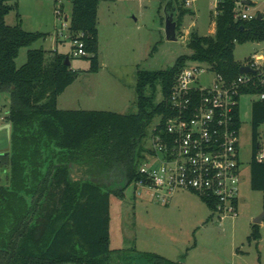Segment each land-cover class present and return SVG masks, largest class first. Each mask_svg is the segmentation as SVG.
<instances>
[{"label":"trees","instance_id":"1","mask_svg":"<svg viewBox=\"0 0 264 264\" xmlns=\"http://www.w3.org/2000/svg\"><path fill=\"white\" fill-rule=\"evenodd\" d=\"M165 1L166 14L174 13L178 27L188 11L185 0ZM99 5L100 0H72L70 18L93 71L99 68ZM17 7L18 0H0V93L9 104L4 119L12 124L10 149L0 152V175H5V181L0 177V264H185L155 252L131 255L111 248V196H123L139 177L150 128L159 117L163 128L174 113L169 97L188 61L236 79L243 63L236 60L235 47L264 40V18H236L235 0H223L215 32L190 33V54L165 69L137 71L134 109H63L59 95L78 71L66 64L68 54L32 47L45 32L26 30L22 21L7 23ZM23 47H30L27 60L18 66ZM251 73L253 82L241 94L264 92L258 72ZM238 115L242 127L240 107ZM262 126L259 97L252 104L250 173L251 187L264 191V158L258 157ZM202 200L212 208L213 200ZM259 235L257 229L253 236Z\"/></svg>","mask_w":264,"mask_h":264},{"label":"rangeland","instance_id":"2","mask_svg":"<svg viewBox=\"0 0 264 264\" xmlns=\"http://www.w3.org/2000/svg\"><path fill=\"white\" fill-rule=\"evenodd\" d=\"M63 11L72 13V0H64ZM165 0H100L99 68L91 70L88 56L70 55L71 41L57 39L60 22L55 15V0H18V7L6 16L7 23L22 25L29 31H43L46 37L32 47L68 54L78 77L61 94L65 101L84 109L125 111L134 109L137 71L165 69L182 54H190V33L212 34L216 14L212 0H192L177 27V39L166 38ZM250 11L264 15V0L250 5ZM179 14L177 10L176 17ZM64 39V38H62ZM30 47H23L16 59L18 66L27 60ZM235 58L245 63L251 56L264 63V40L237 43ZM192 61H188L190 63ZM204 83H208L204 79ZM158 91V98H160ZM259 94L242 93L239 98L241 128L240 158L244 178L241 183L239 215L220 219L196 193L180 191L168 204L156 201L134 184L123 196H111V240L113 249L155 252L185 264H264V191L251 187L252 104ZM9 108L0 93V122ZM151 129V128H150ZM261 127V145L264 139ZM9 146L6 129L0 131V151ZM1 181L5 175L1 174ZM141 193V194H140ZM258 229V238L253 236Z\"/></svg>","mask_w":264,"mask_h":264},{"label":"built area","instance_id":"3","mask_svg":"<svg viewBox=\"0 0 264 264\" xmlns=\"http://www.w3.org/2000/svg\"><path fill=\"white\" fill-rule=\"evenodd\" d=\"M191 2L185 0L186 5ZM222 2L212 0L216 15ZM255 3L257 0H235V17H257L260 11H250ZM64 4V0H55V15L60 22L57 39L71 41L70 55L86 56L84 40L74 37L70 30ZM261 57L253 55L243 65L255 69L264 84V63L258 61ZM252 82L251 72L228 81L204 63H188L178 74L169 97L174 113L167 116L163 128L159 127L161 117L153 124L147 140L149 150L132 184L164 204L176 193L190 191L213 200L211 209L221 220L238 216L244 173L240 158L242 127L238 126L237 115L241 90ZM259 97L264 99V92ZM258 157L264 158V139Z\"/></svg>","mask_w":264,"mask_h":264},{"label":"water","instance_id":"4","mask_svg":"<svg viewBox=\"0 0 264 264\" xmlns=\"http://www.w3.org/2000/svg\"><path fill=\"white\" fill-rule=\"evenodd\" d=\"M258 19L264 18V15L262 12H259L257 15ZM165 32H166V38L168 40H176L177 39V21L175 20V15L174 13L167 14L166 16V26H165ZM66 64L70 65L71 62L69 58L66 60ZM255 69H253L250 65H242L240 68L241 73H246V72H254ZM6 129L8 132V136L11 134V129H12V124L7 122L5 124L0 125V131ZM70 167H73V164H70ZM264 218V212L261 213L256 219L255 223H260ZM63 264H76L73 262H67Z\"/></svg>","mask_w":264,"mask_h":264},{"label":"crops","instance_id":"5","mask_svg":"<svg viewBox=\"0 0 264 264\" xmlns=\"http://www.w3.org/2000/svg\"><path fill=\"white\" fill-rule=\"evenodd\" d=\"M73 84V83H72ZM71 85V84H70ZM69 85V86H70ZM66 90V89H65ZM65 90L63 91V92H65ZM63 92L61 93V94H63ZM61 94L59 95V98H58V106L60 107V108H63V109H84V108H81L80 107V105L79 104H76V105H78V106H74V104H71V102H69V101H65V103H64V105L62 106V104H61ZM5 123H7L6 122V120L4 119V120H2V122H0V125L1 124H5ZM8 133V132H7ZM3 149H5V148H3Z\"/></svg>","mask_w":264,"mask_h":264},{"label":"flooded vegetation","instance_id":"6","mask_svg":"<svg viewBox=\"0 0 264 264\" xmlns=\"http://www.w3.org/2000/svg\"><path fill=\"white\" fill-rule=\"evenodd\" d=\"M8 143H9V146L8 147H6L5 149H1V151L0 152H6V153H8V151H9V149H10V136H8Z\"/></svg>","mask_w":264,"mask_h":264}]
</instances>
